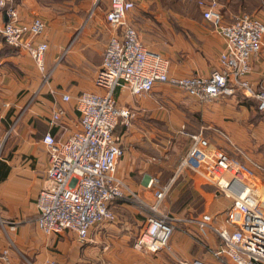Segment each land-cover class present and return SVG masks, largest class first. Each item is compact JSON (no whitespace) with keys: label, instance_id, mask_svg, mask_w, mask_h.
I'll return each instance as SVG.
<instances>
[{"label":"crops","instance_id":"0c3cea01","mask_svg":"<svg viewBox=\"0 0 264 264\" xmlns=\"http://www.w3.org/2000/svg\"><path fill=\"white\" fill-rule=\"evenodd\" d=\"M197 1L134 0L135 8L128 13V23L141 42L169 60L171 76L210 75L219 68L225 41L204 19ZM217 1L225 23L251 5L247 0ZM110 3L8 0L21 23L36 18L45 22L47 32L41 40L49 45L45 68L50 80L43 84L42 73L25 50L0 41V255L7 251L9 258V263L0 264H179L195 259L226 264L211 253L204 259L194 254L197 248L192 239L212 251L219 248L220 240L213 233L194 238L192 231L184 230L185 235L171 240L169 250L156 254L140 251L136 243L147 224L146 205L154 200L156 187H149L152 178L173 187L165 200L170 195L183 205L174 212L211 215L218 227L228 226L232 201L220 191L218 198L216 186L200 175L187 169L178 172L179 164H171L189 152L190 139L185 142L179 136L184 130L203 135L212 146L224 147L225 153V146L217 147L216 135L237 146L245 154L238 161L257 174L264 192V114L254 101L249 106L250 99L240 93L202 103L166 84H157L151 93L139 97L118 87V106L134 112L135 118L130 128L120 125L114 133L124 152L117 176L137 198L111 204L116 222L92 227L85 244L71 231L46 236L37 227V199L48 181L43 139L51 133L59 141L67 140L81 129L77 98L83 92L104 93L95 85V77L112 33L106 22ZM263 3L255 9H264ZM256 16L264 20V13ZM251 66L250 81L264 89V45ZM65 95L70 101L63 100ZM59 110L64 114L52 125V116Z\"/></svg>","mask_w":264,"mask_h":264},{"label":"built area","instance_id":"2783aa9c","mask_svg":"<svg viewBox=\"0 0 264 264\" xmlns=\"http://www.w3.org/2000/svg\"><path fill=\"white\" fill-rule=\"evenodd\" d=\"M198 4L204 10V19L223 37L225 48L219 56V68L212 74L179 77L170 75L169 60L146 47L128 23L134 0H111L106 22L112 33L95 77V85L104 93L83 92L77 98L81 129L67 140L59 141L51 133L43 139L48 153V181L37 199L36 224L44 235L71 231L80 244H85L92 227L116 222L111 204L126 200L128 195L137 198L117 176L124 152L114 133L120 125L130 128L135 118L134 112L118 106V87H126L139 97L151 93L157 84H166L202 103L240 93L254 101L257 110L264 114V89L255 88L250 81L251 59L264 45V20L240 13L231 23H225L216 0H199ZM46 32L42 19L21 23L17 9L9 7L8 0H0V41L25 50L42 73L43 84L50 80L45 68L49 45L41 40ZM63 100L68 102L70 97L65 95ZM63 114L56 111L52 125ZM189 139L190 149L180 161L178 172L187 169L200 175L232 201L228 226L218 227L211 215L191 223L199 234L213 233L219 238V248L212 251L215 258L226 264H264V192L257 174L212 146L203 135L189 134ZM149 187H156V191L154 200L146 205L150 215L136 247L156 254L170 249L179 220L161 210L171 184L160 185L152 178ZM0 262L9 263L7 251L0 255ZM179 264L208 263L195 259Z\"/></svg>","mask_w":264,"mask_h":264},{"label":"rangeland","instance_id":"374dc122","mask_svg":"<svg viewBox=\"0 0 264 264\" xmlns=\"http://www.w3.org/2000/svg\"><path fill=\"white\" fill-rule=\"evenodd\" d=\"M204 1H211V0H204ZM248 1V3H249V8L251 9V10H243L241 13H249V14H251V15H263V13H264V9L262 8V9H260V8H256L255 9V6L257 5V4H259V2L261 1V2H263L264 0H247ZM198 2V1H197ZM216 2L218 3V1L216 0ZM254 4V5H253ZM264 4V3H263ZM242 6H243V4H241ZM261 15V16H262ZM260 16V17H261ZM253 101H250L249 100V102H248V104H249V106H252L253 105V103H252ZM256 104V103H255ZM256 108H257V106H256ZM259 116V115H258ZM260 118H261V116H259ZM189 134H191L190 132H187L186 130H184V131H182L181 133H179V136H180V138H182L185 142L186 141H188V138H189ZM216 137L218 138L217 139V143H218V146L217 147H219L220 145H223V146H225L226 148H227V154L228 155H230L232 158H234V159H236V161H238V159H240L239 158V156L240 157H245V154L244 153H242V152H240V150L238 149V147L237 146H235V145H233V144H231L230 142H228L223 136H221V135H216ZM220 139V140H219ZM224 148V147H223ZM222 147L220 148V150H223L224 151V149H223ZM239 150V151H238ZM230 151L232 152V153H230ZM225 152V151H224ZM179 156H177L176 157V159L174 158L173 159V161H171V164L173 163V164H175L176 166H178V164H179ZM239 162V161H238ZM240 163V162H239ZM246 166V165H245ZM175 185V184H174ZM260 188H262L261 187V184H260ZM172 189H173V187L171 188V192H172ZM216 191V194H217V197L219 198L221 195L219 194V190L217 189V190H215ZM135 194V193H134ZM135 195H137V194H135ZM138 196V195H137ZM170 196V195H169ZM167 197V199L165 200V202H163V204H162V206H161V210L163 211V212H165V213H167V214H170L171 216H173V218H175V219H177V220H179V221H177L176 223H175V233H174V235H173V237H172V239L171 240H173L174 238H178V236H180L181 234L182 235H185L184 234V230H187V229H189L190 231H192L194 234H195V232H197L198 230H197V228H196V226L195 225H193L191 222H192V220H194V219H197V218H199V216L198 217H191L190 215H179L178 213H180V212H174V209H178V207H182V209H183V205H181L180 203L181 202H177V201H175L174 199H171V197ZM189 196V195H188ZM128 198H131V199H135V198H133V197H131V195H128V197H127V199L126 200H128ZM130 203V202H129ZM220 203H221V201H220ZM131 204H135V203H133V202H131ZM139 204V203H138ZM169 204H173V206H175L174 208L172 207V209L173 210H171L170 208H171V206H169ZM139 206L140 207H142L140 204H139ZM182 209H180L179 211H181ZM116 215V214H115ZM144 215L145 216H147V218L149 217V213H145L144 212ZM116 218H117V216H116ZM117 220V219H116ZM198 233V235H194V234H192L191 236H193L194 238L196 237V236H198V237H201V236H203L202 234H199V232H197ZM197 238V237H196ZM202 238V237H201ZM192 239V238H191ZM193 241H194V244H195V247L197 248V251L194 253L195 254V256H197V255H199L198 256V258H200V259H204L203 258V256L204 255H210V253L212 254V250H210L206 245H201V244H199L197 241H195V239H192ZM170 243H171V241H170ZM169 246H170V244H169ZM197 253V254H196ZM51 264H59L57 261L56 262H51Z\"/></svg>","mask_w":264,"mask_h":264},{"label":"trees","instance_id":"16d2710c","mask_svg":"<svg viewBox=\"0 0 264 264\" xmlns=\"http://www.w3.org/2000/svg\"><path fill=\"white\" fill-rule=\"evenodd\" d=\"M242 4H243V2H242ZM245 4V3H244ZM244 6V5H243ZM243 10H251V9H248V8H244Z\"/></svg>","mask_w":264,"mask_h":264}]
</instances>
